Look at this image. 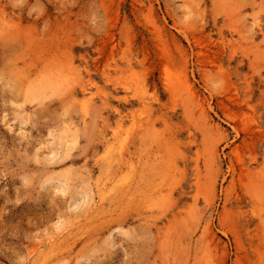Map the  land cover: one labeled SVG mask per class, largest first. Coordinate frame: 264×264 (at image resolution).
Instances as JSON below:
<instances>
[{"label": "rangeland", "instance_id": "1", "mask_svg": "<svg viewBox=\"0 0 264 264\" xmlns=\"http://www.w3.org/2000/svg\"><path fill=\"white\" fill-rule=\"evenodd\" d=\"M0 264H264V0H0Z\"/></svg>", "mask_w": 264, "mask_h": 264}]
</instances>
